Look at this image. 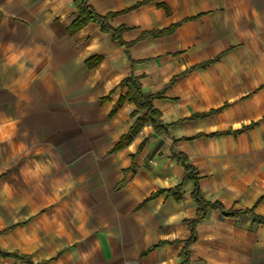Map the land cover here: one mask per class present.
<instances>
[{
    "label": "crops",
    "instance_id": "0c3cea01",
    "mask_svg": "<svg viewBox=\"0 0 264 264\" xmlns=\"http://www.w3.org/2000/svg\"><path fill=\"white\" fill-rule=\"evenodd\" d=\"M76 1L0 0V264H264V0Z\"/></svg>",
    "mask_w": 264,
    "mask_h": 264
},
{
    "label": "trees",
    "instance_id": "16d2710c",
    "mask_svg": "<svg viewBox=\"0 0 264 264\" xmlns=\"http://www.w3.org/2000/svg\"><path fill=\"white\" fill-rule=\"evenodd\" d=\"M89 0H77L76 1V9H77V15L74 20L75 27H81L89 22H95L101 25L102 29L104 31H108V26H107V17H102L98 15L88 4ZM123 85H127L129 88V94L128 96L131 97V100L137 105V107L141 110L147 111V114L139 120V123L137 124V128L135 129L134 133L136 130H138L143 124V122L151 120L153 123H155L156 118L158 117V113L154 110L152 102L153 99H155L158 95L156 96H145L142 91H141V85L139 83V80L133 76L127 78L124 82ZM127 140V139H125ZM176 158L183 163L186 171V177L184 180V183H186L189 180H196V175L194 172V169L192 166L188 165L187 163V158L184 155H178ZM179 189L182 188V185L178 187ZM193 198L195 202L197 203L199 207V212H198V219L196 221H192L189 226H190V231L192 234V239L187 243V246L196 240V231L195 227L197 223L205 217L206 214V209L207 207L219 209L221 211H224L223 207L220 204H208L198 188L196 186V190L193 193ZM242 214H247L251 216L254 220V222L259 223V224H264V217L263 216H258L253 213L252 210L248 211H242V212H235V213H230L228 215L232 216H240ZM15 257H20L15 255ZM21 258V257H20ZM22 259H27L25 257H22ZM28 260V259H27Z\"/></svg>",
    "mask_w": 264,
    "mask_h": 264
},
{
    "label": "clouds",
    "instance_id": "9594fccd",
    "mask_svg": "<svg viewBox=\"0 0 264 264\" xmlns=\"http://www.w3.org/2000/svg\"><path fill=\"white\" fill-rule=\"evenodd\" d=\"M47 2H48L49 4H52V3L55 2V0H47ZM61 22H63V21H61ZM97 47H98V46L94 44V45L92 46V48L89 49V51H90V52H91V51H95V50L97 49ZM78 63H79V62H78ZM108 87H111V85H109ZM237 126H238V125H237ZM149 130H150V129H145L146 132L149 131ZM103 132H104V129L101 128V129H100V132L97 133V135L102 134ZM136 143H139V141H137ZM135 150H136V144L131 145V146L129 147V149H128V151H130V152H135ZM94 151H95V149H90V150H89L90 153H91V152H94ZM183 215H184V214H183L182 212L176 211V212L170 214V215L168 216V218L164 221V223H165L166 225L174 224L175 222L180 221V220L183 218ZM170 238H171V239H174L175 236L170 237ZM164 264H167V262L165 261Z\"/></svg>",
    "mask_w": 264,
    "mask_h": 264
}]
</instances>
